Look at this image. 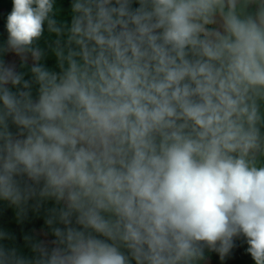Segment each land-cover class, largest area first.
Returning <instances> with one entry per match:
<instances>
[{
    "label": "clouds",
    "instance_id": "1",
    "mask_svg": "<svg viewBox=\"0 0 264 264\" xmlns=\"http://www.w3.org/2000/svg\"><path fill=\"white\" fill-rule=\"evenodd\" d=\"M12 2L0 201L54 202V239L0 264H203L240 235L264 264V0Z\"/></svg>",
    "mask_w": 264,
    "mask_h": 264
},
{
    "label": "trees",
    "instance_id": "2",
    "mask_svg": "<svg viewBox=\"0 0 264 264\" xmlns=\"http://www.w3.org/2000/svg\"><path fill=\"white\" fill-rule=\"evenodd\" d=\"M239 7V6H238ZM13 8L12 0H0V49L6 46L8 32L6 29L7 17ZM56 19L59 22L71 21V0H55ZM55 40L54 35H49L45 26V32L39 41V47L47 52L42 61L45 67L50 70H57L54 55L48 50V45ZM5 63L16 66L17 71L25 74V79L31 78L29 61L26 65L21 66V58L15 53H4L0 55ZM36 90L33 88V95ZM14 130V129H13ZM54 202L47 201L42 206L36 207V202H29L23 216H19L17 210L4 201H0V231L6 232L11 239L0 241L7 247H14L17 252L29 259L34 257L30 243L25 237H31L33 242L54 239L50 229L45 224L49 210L54 207ZM63 227V225H57ZM248 244L243 235L235 237L231 250L221 256L219 252L214 253L212 250L205 248V258L203 264H255L252 256L248 252Z\"/></svg>",
    "mask_w": 264,
    "mask_h": 264
},
{
    "label": "rangeland",
    "instance_id": "3",
    "mask_svg": "<svg viewBox=\"0 0 264 264\" xmlns=\"http://www.w3.org/2000/svg\"><path fill=\"white\" fill-rule=\"evenodd\" d=\"M214 253H216V251H213Z\"/></svg>",
    "mask_w": 264,
    "mask_h": 264
}]
</instances>
